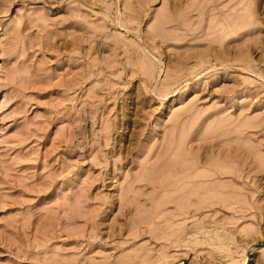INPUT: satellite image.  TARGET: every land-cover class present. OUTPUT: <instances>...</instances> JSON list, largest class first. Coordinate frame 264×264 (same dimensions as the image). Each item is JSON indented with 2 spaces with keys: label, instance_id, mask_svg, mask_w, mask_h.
Wrapping results in <instances>:
<instances>
[{
  "label": "rangeland",
  "instance_id": "rangeland-1",
  "mask_svg": "<svg viewBox=\"0 0 264 264\" xmlns=\"http://www.w3.org/2000/svg\"><path fill=\"white\" fill-rule=\"evenodd\" d=\"M0 264H264V0H0Z\"/></svg>",
  "mask_w": 264,
  "mask_h": 264
},
{
  "label": "bare ground",
  "instance_id": "bare-ground-1",
  "mask_svg": "<svg viewBox=\"0 0 264 264\" xmlns=\"http://www.w3.org/2000/svg\"><path fill=\"white\" fill-rule=\"evenodd\" d=\"M191 9H192V8H191ZM176 14H177V13H176ZM244 14H245V13H244ZM246 18H247V17H246ZM225 19H226V18H225ZM251 19H252V18H251ZM218 21H219V20H218ZM232 21H233V20H232ZM227 22H228V21H226V23L224 22V23L219 24V25H220V26H219V27H220L219 29H222V30H223V29H226V28H227V29H228V32H229V31L231 32V31H232V26L230 27V25H232V24H230L231 22L227 24ZM215 23H216V22H215ZM250 23H251V22H250ZM229 24H230V25H229ZM237 24H238V23H237ZM214 26H215V25H214ZM216 29H218V28H216ZM217 31H218V30H217ZM215 35H217V34H215ZM231 35H232V34H231ZM211 37H212V36H211ZM227 37H228V36H227ZM217 38H220V37H217ZM212 39H213V38H212ZM222 44H223V43H222ZM203 62H204V61H203ZM147 68H148V67H147ZM146 72H147V71H146ZM205 163H206V162H205ZM204 165H205V164H204ZM234 166H235V165H234ZM221 167H222V166H221ZM217 168H218V167H217ZM225 168H227V166H226ZM223 169H224V168H223ZM236 169H237V168H236ZM221 170H222V169H221ZM224 170H225V169H224ZM228 171H229V170H228ZM222 172H223V171H222ZM212 176H213V175H212ZM196 178H197V177H196ZM201 178H203V177H201ZM228 192H229V191H228ZM219 194H220V193H219ZM216 195H217V194H216ZM235 195H237V194H235ZM224 196H225V195H224ZM231 196H232V195H231ZM216 198H217V196H216ZM221 200H224V199H221ZM198 207H199V206H198ZM196 208H197V207H196ZM235 208H236V207H235ZM199 219H200V218H199ZM184 230H185V229H184ZM205 230H206V229H205ZM182 231H183V230H182ZM198 231H199V230H197V232H198ZM221 231H222V230H221ZM182 233H183V232H182ZM191 235H192V234H191ZM220 237H221V236H220ZM224 238H225V237H224ZM200 240H201V239H200ZM202 240H203V239H202ZM206 240H208V239H206ZM227 240H228V239H227ZM185 242H187V241H185ZM188 242H190V240H189ZM188 242H187V243H188ZM183 243H184V242H183ZM223 245H224V244H223ZM223 245H222V246H223ZM220 248H221V247H220ZM222 248H224V247H222ZM225 248H226V247H225ZM225 250H227V248H226ZM225 250H224V251H225ZM221 251H222V250H221ZM227 252H228V250H227ZM229 252H230V251H229Z\"/></svg>",
  "mask_w": 264,
  "mask_h": 264
}]
</instances>
